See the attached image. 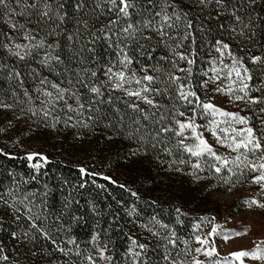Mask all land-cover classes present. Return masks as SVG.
Instances as JSON below:
<instances>
[{
  "label": "snow or ice",
  "instance_id": "obj_1",
  "mask_svg": "<svg viewBox=\"0 0 264 264\" xmlns=\"http://www.w3.org/2000/svg\"><path fill=\"white\" fill-rule=\"evenodd\" d=\"M0 136L27 161L0 169V264H264V238L223 257L209 239L247 227L180 234L171 193L247 183L238 205L264 210V0H0ZM41 136L55 156L22 143Z\"/></svg>",
  "mask_w": 264,
  "mask_h": 264
},
{
  "label": "trees",
  "instance_id": "obj_2",
  "mask_svg": "<svg viewBox=\"0 0 264 264\" xmlns=\"http://www.w3.org/2000/svg\"><path fill=\"white\" fill-rule=\"evenodd\" d=\"M233 50H235V49H233ZM204 79H207V77H204ZM196 84L197 85L199 84V80L196 81ZM198 94L201 96L202 99L204 98L203 90L198 89ZM232 106L233 107H230V111L237 110L236 106H234V105H232ZM242 114H247V113H242ZM198 122L203 123L204 121L201 120ZM9 135H11V134L9 133ZM69 139H70V137H69ZM211 141L214 144L213 138ZM22 143H24L26 145L28 150L45 152L46 154H49L50 157L56 155V153L52 147V138L51 137H48L47 141L45 140V137L41 136L39 138L24 140V141H22ZM56 147L58 148L59 145H56ZM0 148H5L7 151L16 153L17 156L19 157L17 159H12V160H8L7 158L0 157V169H3L5 167H11V168H15L19 171H27V161L23 159V152H20L18 147H13L10 143H6L4 136H0ZM88 152H89V146L86 145L85 151L82 154L83 158L80 160V162L81 163H88L89 166H94V164L92 163L91 157H95L96 153L95 152L91 153V157H89ZM45 170L51 172L52 166L46 165ZM61 170L65 171L66 174H70L73 171L70 167H63V166H61ZM101 170H105V169L102 167ZM107 170L110 172L113 171L112 169H107ZM114 174L121 180L126 179L130 183L136 182L137 187H139L141 184V181L138 180L134 176H132V177L120 176L119 172H115ZM100 182H103V181L101 180ZM143 183H144V187H149V185H147L146 181H144ZM207 183L208 182L205 183V186ZM190 189H193V186L188 184L185 181H182L179 177H177L175 179L174 186L171 189V193H172L173 197L176 196V193L178 190L182 193H189L188 195H183L180 198L183 202V206H184L185 210L189 213L188 217H185V224L182 226V229H181L180 234H182V235H186L190 231L191 224L193 222V218H198L201 215H208L209 217H215V218L217 217L216 214H218V212L220 210H217L219 206L217 204L214 205V202L210 198L212 196V193H214V192H218V193L223 192L224 194L228 193L227 191H214L207 198L202 199L200 194H197V192L194 190L189 191ZM235 192H238L241 196H242L243 192H245L247 194V196H250V195L255 194V187L254 186L249 187L247 185V183L238 184L236 186V188H234L231 193H235ZM152 194L153 195L159 194L162 198H167V195H168L162 189H157V188L152 189ZM215 206H218V207L215 208ZM241 209H242V206H239L237 202L233 203V205L230 207V210H231L230 213L231 214L235 213ZM210 225H211V220L208 222H205L200 229L201 234H204L211 227ZM76 231H77V233H79L80 239L85 238L84 233L86 232V229L78 228V229H76ZM4 239H5V242L7 243V237H4ZM9 247H11V245H9ZM23 258L24 257L21 256V259H23Z\"/></svg>",
  "mask_w": 264,
  "mask_h": 264
},
{
  "label": "rangeland",
  "instance_id": "obj_3",
  "mask_svg": "<svg viewBox=\"0 0 264 264\" xmlns=\"http://www.w3.org/2000/svg\"><path fill=\"white\" fill-rule=\"evenodd\" d=\"M211 87V85L209 86ZM214 102L229 110L230 107H233L227 100L226 96L215 94L213 96ZM206 139L209 143H212V137L210 133H205ZM247 194L243 192L242 196L238 193H226L223 192H214L210 197L214 202L215 208L220 210L216 214L215 222L221 226V229H229L243 233L244 229L247 227L250 230L246 234L240 236H232L228 242H224L220 237H210L216 246L217 250L221 257L227 255L230 251L241 250V249H250L256 240L264 238V210L259 208L247 209L242 207L241 210L230 213V207L233 203H236L238 200L247 198ZM230 210V211H229ZM211 226V225H210ZM211 230V227L204 233L206 234ZM245 264H250L248 258H242ZM234 264H240V262H234Z\"/></svg>",
  "mask_w": 264,
  "mask_h": 264
}]
</instances>
